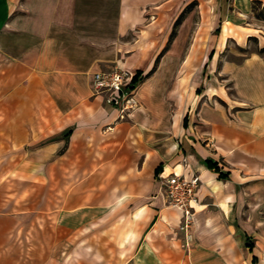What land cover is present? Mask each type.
<instances>
[{"label": "crops", "instance_id": "0c3cea01", "mask_svg": "<svg viewBox=\"0 0 264 264\" xmlns=\"http://www.w3.org/2000/svg\"><path fill=\"white\" fill-rule=\"evenodd\" d=\"M192 1L0 0V153L16 148L26 180L47 176L54 191L64 180L62 207L28 218L34 208L0 205V264H56L57 241L76 238L79 250L61 252L79 264H248L249 253L264 264V19L255 0H198L217 36L203 59L187 57L203 71L172 122L183 26L167 44ZM159 56L130 119L95 94L94 72L146 75ZM173 171L201 178L189 246L161 185ZM66 220L79 234L57 233Z\"/></svg>", "mask_w": 264, "mask_h": 264}, {"label": "rangeland", "instance_id": "374dc122", "mask_svg": "<svg viewBox=\"0 0 264 264\" xmlns=\"http://www.w3.org/2000/svg\"><path fill=\"white\" fill-rule=\"evenodd\" d=\"M258 8L259 10H261V7ZM205 9L206 7L204 6V4L198 0H194L187 4L183 8V11L179 13L177 21H175V23L173 24V28L169 37L167 47L171 46V42L175 39V37H177L183 26L184 30L182 36L180 37V40L184 45L183 55L185 58V62L182 66H171L173 74L176 75L175 77H172L168 90V106L170 108V112H172L171 115H173L171 116L172 122H174L176 110L182 108V106L185 105L184 102L186 101V97L195 89L194 86L198 84V73L199 76H201V73L203 71L202 64L198 65L189 63V61L192 57H195V52L197 54L196 57L198 60L203 59V57L209 51L210 45L215 40V36H217V30L214 27V22H210L207 16H205ZM210 10L213 12L212 8ZM253 15L254 17H256L254 13ZM129 38H131V35H129ZM236 51L239 53V55L237 57H230L239 60L241 56H243L249 50L238 47L236 48ZM187 57H190V59H188V62L186 61ZM220 79H222V76H220ZM140 104L141 103H139V105ZM127 119H130V117H126L124 120ZM2 147L4 148V146ZM15 150L16 148H14L13 146H7V150L0 153V157H4V159L0 160V205H2L1 211H14L12 213L19 214V211L16 210L21 207L34 208V211H31L30 214L27 213L26 215V217L31 218L34 216L35 210H43L48 206V204L55 203L57 208L62 207L64 203V193L60 191V189L63 188V178H56V191L53 190V187H48L46 183L48 179L47 176V178L44 176L41 177L40 181L26 180V178L22 177L23 175H21L24 169H19L21 168L19 167L18 170H16V166H18L20 159L17 156H14V154L12 153V151ZM24 159H26V157H24ZM27 164H29V161L25 160L24 165L26 166ZM10 170H12L10 175L5 176L6 171ZM19 189H26L29 191L21 193ZM198 209L200 210L201 207H199ZM66 222L68 224L66 226V229H64V226H62L63 228L56 226V231L58 234L67 231H70L73 234H79L80 220H66ZM48 227L49 226H47V224L39 225V228H41V230L45 233L47 232ZM76 239H73V241L71 242L61 240L57 241V244L55 246V251L58 255L55 259L56 264H63L64 259L68 261L67 264H79L78 262L80 258L78 256H67L65 258L63 256V253L61 252L62 250L68 249L70 247L69 243H71L73 249L79 250V241H76ZM252 256L253 255L249 253L248 264H259V261H252ZM87 259L89 260L90 258ZM88 264L91 263L89 262Z\"/></svg>", "mask_w": 264, "mask_h": 264}, {"label": "built area", "instance_id": "2783aa9c", "mask_svg": "<svg viewBox=\"0 0 264 264\" xmlns=\"http://www.w3.org/2000/svg\"><path fill=\"white\" fill-rule=\"evenodd\" d=\"M93 90L95 94L105 95V101L113 106L120 119L131 116L139 106L137 97L138 83H133L131 71L114 67L108 70L94 72ZM184 158V165H187ZM161 185L168 205L182 211V223L180 229L185 232L187 245L192 239V226L195 215L201 207L198 190L201 183L200 175L187 174L184 171H173L167 175H160Z\"/></svg>", "mask_w": 264, "mask_h": 264}, {"label": "trees", "instance_id": "16d2710c", "mask_svg": "<svg viewBox=\"0 0 264 264\" xmlns=\"http://www.w3.org/2000/svg\"><path fill=\"white\" fill-rule=\"evenodd\" d=\"M258 7H261V10H259V8ZM253 13L255 14V16L257 17V18H259V19H264V3L262 2V1H260V0H255L254 2H253ZM177 24V23H176ZM264 50V49H263ZM159 59H160V56L157 58V61H156V63H155V66L152 68V70H150L146 75H143V72H141V71H138V72H136V74L134 75V77H133V83L134 84H137V83H139V82H141V81H143L144 79H146V78H148L149 76H151L152 75V73L155 71V69L157 68V64H158V62H159ZM212 163V162H211ZM210 163V164H211ZM212 165V167H216V164H211ZM157 174L160 172V167L159 168H157ZM221 176L223 177L224 175L223 174H221ZM250 246V245H249Z\"/></svg>", "mask_w": 264, "mask_h": 264}]
</instances>
